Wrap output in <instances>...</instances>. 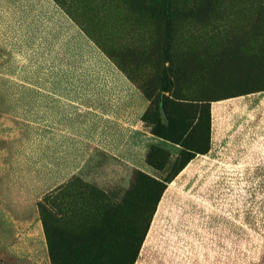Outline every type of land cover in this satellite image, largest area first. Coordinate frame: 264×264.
<instances>
[{
  "label": "rangeland",
  "instance_id": "rangeland-1",
  "mask_svg": "<svg viewBox=\"0 0 264 264\" xmlns=\"http://www.w3.org/2000/svg\"><path fill=\"white\" fill-rule=\"evenodd\" d=\"M14 227V264H264V0H0Z\"/></svg>",
  "mask_w": 264,
  "mask_h": 264
},
{
  "label": "crops",
  "instance_id": "crops-1",
  "mask_svg": "<svg viewBox=\"0 0 264 264\" xmlns=\"http://www.w3.org/2000/svg\"><path fill=\"white\" fill-rule=\"evenodd\" d=\"M0 229V264H11L16 259L17 249H32L33 243L46 241L45 231L37 227H14L5 231ZM23 255V254H21ZM25 256V255H24ZM31 258V256H29Z\"/></svg>",
  "mask_w": 264,
  "mask_h": 264
}]
</instances>
